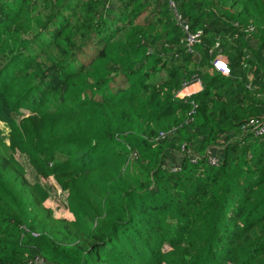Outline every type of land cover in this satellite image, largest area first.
I'll list each match as a JSON object with an SVG mask.
<instances>
[{"label": "trees", "instance_id": "1", "mask_svg": "<svg viewBox=\"0 0 264 264\" xmlns=\"http://www.w3.org/2000/svg\"><path fill=\"white\" fill-rule=\"evenodd\" d=\"M175 2L0 0V264H264V0Z\"/></svg>", "mask_w": 264, "mask_h": 264}, {"label": "built area", "instance_id": "2", "mask_svg": "<svg viewBox=\"0 0 264 264\" xmlns=\"http://www.w3.org/2000/svg\"><path fill=\"white\" fill-rule=\"evenodd\" d=\"M170 7L177 13V4L175 0H169ZM178 15V14H177ZM178 18L181 20V16L178 15ZM184 23L182 24L185 32L187 33L186 43L187 46L191 49L196 44L200 42L201 32L193 34L189 30V23L186 20H182ZM218 53L213 60V64L215 68L221 71L224 75L228 76L230 74V70L228 67L227 58L221 53L219 45H217ZM246 128L251 129L255 132L256 135L264 136V119H251L247 124ZM215 162V160H214Z\"/></svg>", "mask_w": 264, "mask_h": 264}, {"label": "rangeland", "instance_id": "3", "mask_svg": "<svg viewBox=\"0 0 264 264\" xmlns=\"http://www.w3.org/2000/svg\"><path fill=\"white\" fill-rule=\"evenodd\" d=\"M157 83H161L160 82V80H158L157 81ZM195 86H197V89H200V91L202 90V86H201V83L199 82V81H197V83L193 86V87H191V88H188V89H186V90H184V91H182L179 95H180V97H185V96H190V95H192L193 94V90H192V88H194ZM26 113V115H28L29 114V112L27 111V112H25ZM3 126H0V152H2L4 155H8L9 154V152H8V150L10 151V140L9 139H7L6 137V133H7V130L5 131V130H3V128H2ZM5 131V133H3V131ZM3 134L5 135V136H3ZM54 196H56L57 198H59V199H63L64 198V195L63 194H61V193H59V192H57L56 194H54ZM57 201V200H56ZM60 202V201H59ZM51 203H53V204H56L55 202H52L51 201ZM52 204V207H53V209H54V211L56 212V213H60L59 211H62L61 209H59L58 207H57V205H53ZM167 246H164V250H167Z\"/></svg>", "mask_w": 264, "mask_h": 264}, {"label": "crops", "instance_id": "4", "mask_svg": "<svg viewBox=\"0 0 264 264\" xmlns=\"http://www.w3.org/2000/svg\"><path fill=\"white\" fill-rule=\"evenodd\" d=\"M192 90H193V93H197V92L200 91V89H197V86H195L194 88H192Z\"/></svg>", "mask_w": 264, "mask_h": 264}, {"label": "clouds", "instance_id": "5", "mask_svg": "<svg viewBox=\"0 0 264 264\" xmlns=\"http://www.w3.org/2000/svg\"><path fill=\"white\" fill-rule=\"evenodd\" d=\"M0 126H1V123H0Z\"/></svg>", "mask_w": 264, "mask_h": 264}]
</instances>
